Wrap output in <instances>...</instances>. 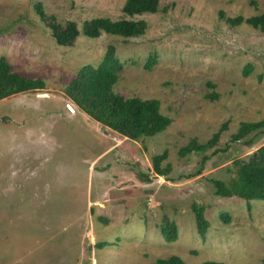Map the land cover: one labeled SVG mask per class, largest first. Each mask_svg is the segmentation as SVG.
Returning a JSON list of instances; mask_svg holds the SVG:
<instances>
[{"label": "rangeland", "instance_id": "1", "mask_svg": "<svg viewBox=\"0 0 264 264\" xmlns=\"http://www.w3.org/2000/svg\"><path fill=\"white\" fill-rule=\"evenodd\" d=\"M126 1L0 0V59L46 85L0 101V264H152L172 255L264 264V201L249 209L211 183L229 184L235 161L264 145V134L232 139L241 123L264 119V34L229 22L263 13L264 0H159L158 12L133 17ZM38 4L79 29L96 18L143 20L147 29L133 38L81 34L62 46ZM109 46L123 64L114 91L159 100L172 120L165 131L130 140L68 97L67 86ZM216 134L213 148L180 155ZM165 154L171 171L158 175L153 158ZM194 204L210 222L205 238ZM166 220L177 226L173 242L162 233Z\"/></svg>", "mask_w": 264, "mask_h": 264}, {"label": "trees", "instance_id": "2", "mask_svg": "<svg viewBox=\"0 0 264 264\" xmlns=\"http://www.w3.org/2000/svg\"><path fill=\"white\" fill-rule=\"evenodd\" d=\"M37 12L47 22L56 42L62 46H71L77 38L83 34L89 38H97L103 33L124 38L139 37L145 34L147 23L143 20L120 19L113 21L109 18H96L83 23L81 29L75 22L59 24L51 17L43 13L41 5H37ZM159 0H127L123 12L127 16L143 15L145 13L158 12ZM232 24L246 23L264 34V12L248 19L238 17L229 20ZM153 64L150 59L148 68ZM123 64L116 56L114 46H109L103 61L97 66L83 68L78 76L67 86L66 93L72 102L84 111L89 117L117 132L130 140L139 141L144 137H153L165 131L172 120L161 112L159 100H143L139 97L126 98L114 91V86L119 80L118 72ZM252 66H248L245 74H249ZM42 79H30L23 77L11 70L6 58L0 59V101L6 98L30 91L45 88ZM214 99L218 95L212 96ZM264 134V119L259 122H243L233 135V142L247 140L250 135ZM219 138V134L206 144H198L193 139L188 145L182 147L180 155L186 156L195 152H206L213 148ZM253 139L246 141L252 144ZM216 153V152H215ZM165 155L153 158L154 169L158 175H167L171 166L162 167ZM208 157H204L207 160ZM236 176L226 183L220 179H212L217 196L223 198L237 197L247 201L251 209V201H264V145L247 157L235 161ZM196 215L197 229L205 238L210 222L206 219L205 210L202 206L193 205ZM224 216V215H223ZM162 233L167 241L177 239V226L174 222L166 220L162 226ZM152 264H187L181 257L172 255L168 258L156 259ZM202 264H223L217 261H205Z\"/></svg>", "mask_w": 264, "mask_h": 264}, {"label": "crops", "instance_id": "3", "mask_svg": "<svg viewBox=\"0 0 264 264\" xmlns=\"http://www.w3.org/2000/svg\"><path fill=\"white\" fill-rule=\"evenodd\" d=\"M93 169V168H92Z\"/></svg>", "mask_w": 264, "mask_h": 264}]
</instances>
